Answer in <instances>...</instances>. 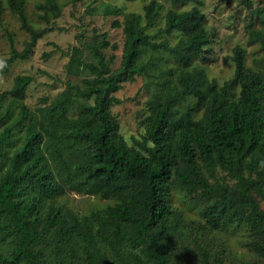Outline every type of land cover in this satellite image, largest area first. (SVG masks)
Instances as JSON below:
<instances>
[{
	"label": "trees",
	"instance_id": "16d2710c",
	"mask_svg": "<svg viewBox=\"0 0 264 264\" xmlns=\"http://www.w3.org/2000/svg\"><path fill=\"white\" fill-rule=\"evenodd\" d=\"M6 2L30 40L20 51L11 47L1 72H7L14 60L25 59L37 38L51 31L29 26L23 0ZM160 6L156 0L144 6L146 25L152 23ZM38 7L46 21L49 13L57 17L61 9L56 0H44ZM254 13L260 14L264 24V5L256 7ZM103 14L120 15L121 9L107 6ZM140 20L139 14L129 12L122 14L121 22L112 23L121 27L124 35L119 65L113 70L109 63L114 55L106 59L100 49L116 45L104 40L105 35L90 45L94 63L82 61L78 47L71 49L69 63L77 68L85 66L92 75L83 79V88L75 90V95L92 98L91 104L80 103L75 118L65 115L71 94L62 93L42 108L39 118L31 119L22 101L32 80L29 75H16L11 89L0 93V123L9 112H1L7 95L18 108L17 116L0 131L1 156L11 141L12 128L29 120L21 145L0 177V242L7 246L6 252H0V264H42L41 249L34 247L52 235L59 240L58 262L59 254L72 252L66 244L75 237L86 244L89 264H167L176 244L174 225L171 230L167 222L173 213L166 203L170 179L187 193L201 191L209 227L246 224L250 245L264 264V72L244 66L245 48L239 45L229 56L234 62L233 76L220 86L207 79L203 68L193 66L192 61L215 34L198 6L166 10L157 34L177 30L184 36L171 46L166 40L155 41ZM251 24L252 20L248 27ZM248 41L258 42L264 50V27L250 28ZM147 49L168 52L178 68L162 71L174 74V81L168 79L160 93L148 101L146 137L137 149L127 145L117 132L110 106L119 102L112 92L122 82L132 81L155 66L160 55L140 59ZM236 84L238 96L232 98ZM187 95H192L193 101L176 114L175 104ZM200 109L201 115L194 118L193 113ZM197 158L210 176L218 166L234 179L235 186L210 183ZM65 189L110 202L102 211L78 218L55 201ZM99 241L112 257L98 247ZM214 263L219 264V260L215 258Z\"/></svg>",
	"mask_w": 264,
	"mask_h": 264
},
{
	"label": "rangeland",
	"instance_id": "374dc122",
	"mask_svg": "<svg viewBox=\"0 0 264 264\" xmlns=\"http://www.w3.org/2000/svg\"><path fill=\"white\" fill-rule=\"evenodd\" d=\"M44 0H23V11L26 21L34 30L48 28L37 38L35 44L25 59L14 60L7 72L0 70V93L8 92L13 85L16 75H29L31 82L25 90L23 103L28 108L31 119L39 118L42 108L52 103L62 93L71 94L72 101L66 105L65 115L75 118L80 103L91 104L92 98L86 99L75 95L77 88L86 84L84 78H91L90 71L85 66L75 67L69 63L70 52L73 47L80 49V57L84 62H96L90 45L102 40L109 44L100 50L107 59L113 54L114 59L109 63L110 70L119 65L124 35L121 27L113 26L114 21H122V14L134 12L141 16L140 24L144 31L153 35L155 41L166 40L168 45L175 44L184 38L180 31L173 30L169 34H157L163 27L164 15L167 9L177 11L198 6L205 16L207 27L214 29L215 34L211 42L204 46L203 52L192 61V65L201 67L208 80H214L218 86L233 76L234 62L229 58L234 46L245 48L244 66L259 72H264V50L258 42L248 41L250 28L262 29L264 24L260 14L254 9L264 5V0H188L173 4L169 0H156L161 6L157 16L150 25L144 19V6L150 0H56L60 6L57 17L49 13L48 21L42 18L43 12L38 5ZM0 61L5 63L10 56L11 47L20 51L30 40L29 33L24 30L16 14L8 7L6 0H0ZM107 6H117L120 15H104ZM252 24L248 27L249 21ZM10 37V38H9ZM150 55L159 56L155 59V66H149L146 74L137 75L132 81L122 82L112 95L119 100L110 106V112L116 121L117 132L126 144L140 148V142L146 137L147 117L149 115L148 101L166 86L174 81V74L164 73L169 68H178V64L166 51H151L147 49L140 57L147 60ZM168 79L171 81L168 82ZM239 85L233 88L231 97L238 96ZM192 95L180 99L175 107L176 114L189 102ZM9 110L0 123V131L17 116L18 108L10 100L9 95L2 101L1 112ZM201 115V109L193 113L194 118ZM12 128L11 141L3 148L4 155H0V177L3 174L12 153L17 149L25 134V125ZM146 145L151 142L146 140ZM204 176L212 184H224L228 188L235 186V181L218 166L214 168L213 176L207 172L203 161L197 158ZM173 175V173L171 174ZM166 203L173 212L167 218L169 227H174L176 244L169 252L167 264H261L262 259L250 245V234L246 224H233L228 227L211 228L205 222L203 214L207 203L200 197L201 191L190 194L178 183H168ZM56 203L63 204L75 217L82 218L92 211H102L108 199L96 195H87L65 189L55 196ZM262 206V202L260 203ZM199 227H202L198 229ZM172 230V228H171ZM54 234V232L51 231ZM58 238L50 236L45 242L38 243L34 248L41 249L42 264H89L85 257L86 244L72 237L66 244V249L72 251L61 256L57 261L56 246ZM98 247L110 257V251L99 241ZM7 246L0 242V252H6Z\"/></svg>",
	"mask_w": 264,
	"mask_h": 264
},
{
	"label": "clouds",
	"instance_id": "9594fccd",
	"mask_svg": "<svg viewBox=\"0 0 264 264\" xmlns=\"http://www.w3.org/2000/svg\"><path fill=\"white\" fill-rule=\"evenodd\" d=\"M4 66L5 65H4L3 61H0V69H2Z\"/></svg>",
	"mask_w": 264,
	"mask_h": 264
}]
</instances>
